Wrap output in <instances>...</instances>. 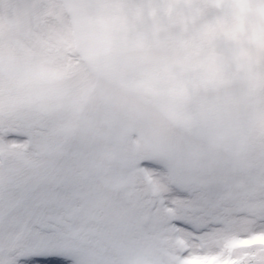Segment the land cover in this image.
<instances>
[{
    "label": "rangeland",
    "instance_id": "obj_1",
    "mask_svg": "<svg viewBox=\"0 0 264 264\" xmlns=\"http://www.w3.org/2000/svg\"><path fill=\"white\" fill-rule=\"evenodd\" d=\"M235 4L0 0V132L43 124L112 160L162 161L218 189L246 230L264 218V50L235 31Z\"/></svg>",
    "mask_w": 264,
    "mask_h": 264
},
{
    "label": "snow or ice",
    "instance_id": "obj_2",
    "mask_svg": "<svg viewBox=\"0 0 264 264\" xmlns=\"http://www.w3.org/2000/svg\"><path fill=\"white\" fill-rule=\"evenodd\" d=\"M240 219L162 161L112 160L43 124L0 132V264H264V218Z\"/></svg>",
    "mask_w": 264,
    "mask_h": 264
},
{
    "label": "clouds",
    "instance_id": "obj_3",
    "mask_svg": "<svg viewBox=\"0 0 264 264\" xmlns=\"http://www.w3.org/2000/svg\"><path fill=\"white\" fill-rule=\"evenodd\" d=\"M252 0H236L237 19L236 32L247 33V40L257 48L264 50V8L253 10ZM248 21L247 25L245 21ZM243 55V53H242Z\"/></svg>",
    "mask_w": 264,
    "mask_h": 264
}]
</instances>
